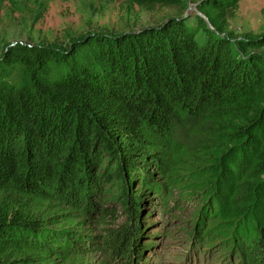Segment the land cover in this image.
Wrapping results in <instances>:
<instances>
[{"label": "trees", "instance_id": "16d2710c", "mask_svg": "<svg viewBox=\"0 0 264 264\" xmlns=\"http://www.w3.org/2000/svg\"><path fill=\"white\" fill-rule=\"evenodd\" d=\"M238 1L198 0L193 25L171 18L65 45L4 47L0 264L83 253L76 243L96 237L47 223L79 225L97 212L109 224L119 207L127 219L108 229L103 249L144 264L159 242H144L146 225L174 189L198 200L193 260L264 264V32L234 37L214 15ZM223 142L217 157L212 148ZM53 205L76 218L49 215Z\"/></svg>", "mask_w": 264, "mask_h": 264}, {"label": "rangeland", "instance_id": "374dc122", "mask_svg": "<svg viewBox=\"0 0 264 264\" xmlns=\"http://www.w3.org/2000/svg\"><path fill=\"white\" fill-rule=\"evenodd\" d=\"M197 2L198 0H188L183 4H161L137 0H0V53L8 44L65 45L87 32L119 33L138 30L160 25L171 18L187 19L193 25L195 15H202ZM214 15L224 23L225 31L234 37L259 36L264 32V0H239L235 6L216 11ZM238 121L235 118L227 121L226 131L229 132ZM214 145L217 147L212 148L215 151L213 154L219 157L229 142ZM215 160L211 159V162ZM159 177L162 184V175ZM168 195L167 207L162 202L164 196H159L157 203L161 205L151 213L153 222L146 225L148 233L144 235V242L147 245L154 244L157 239L159 242L144 251V264H185L196 252L195 243L199 235L195 227L197 206L193 203L198 200H191L177 189L169 191ZM195 198L199 199V196ZM53 212L59 215L58 220H64L69 215L76 218L72 210L61 205H53L48 214ZM117 213V220L109 219V224L102 223L103 217L97 212L90 220L79 225H72L71 221L66 224L47 223L51 229L62 226L79 227L80 229L75 230L96 237V244L76 243L83 252L79 254L58 255L55 250L49 251L42 258L34 259L32 264H123L121 260L114 261L110 258L102 244L108 229L121 226L127 219L125 211L120 207ZM210 222L208 219L205 224ZM204 246L205 244L200 245L201 251L206 249ZM199 253H196L198 257ZM16 259H20V256H12L10 261L16 263ZM233 263L236 264L237 261ZM189 264L217 263L212 260L196 262L192 259Z\"/></svg>", "mask_w": 264, "mask_h": 264}, {"label": "water", "instance_id": "95a60500", "mask_svg": "<svg viewBox=\"0 0 264 264\" xmlns=\"http://www.w3.org/2000/svg\"><path fill=\"white\" fill-rule=\"evenodd\" d=\"M169 20V19H168ZM168 20H166L165 22H167Z\"/></svg>", "mask_w": 264, "mask_h": 264}]
</instances>
